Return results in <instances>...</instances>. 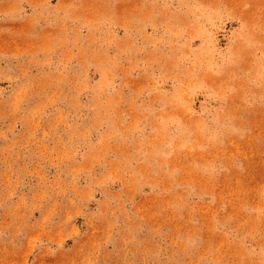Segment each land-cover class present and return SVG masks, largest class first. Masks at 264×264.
Wrapping results in <instances>:
<instances>
[{
    "label": "rangeland",
    "instance_id": "rangeland-1",
    "mask_svg": "<svg viewBox=\"0 0 264 264\" xmlns=\"http://www.w3.org/2000/svg\"><path fill=\"white\" fill-rule=\"evenodd\" d=\"M0 264H264V0H0Z\"/></svg>",
    "mask_w": 264,
    "mask_h": 264
}]
</instances>
